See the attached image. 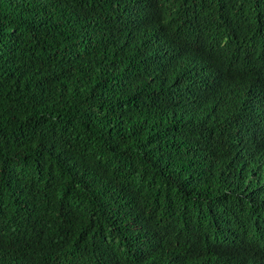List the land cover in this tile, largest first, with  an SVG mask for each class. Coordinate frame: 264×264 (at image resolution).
<instances>
[{
	"label": "trees",
	"instance_id": "trees-1",
	"mask_svg": "<svg viewBox=\"0 0 264 264\" xmlns=\"http://www.w3.org/2000/svg\"><path fill=\"white\" fill-rule=\"evenodd\" d=\"M0 264H264V0H0Z\"/></svg>",
	"mask_w": 264,
	"mask_h": 264
}]
</instances>
